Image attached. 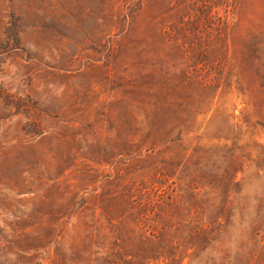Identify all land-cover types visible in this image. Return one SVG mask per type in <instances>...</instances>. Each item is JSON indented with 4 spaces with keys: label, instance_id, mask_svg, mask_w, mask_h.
Returning a JSON list of instances; mask_svg holds the SVG:
<instances>
[{
    "label": "rangeland",
    "instance_id": "obj_1",
    "mask_svg": "<svg viewBox=\"0 0 264 264\" xmlns=\"http://www.w3.org/2000/svg\"><path fill=\"white\" fill-rule=\"evenodd\" d=\"M0 264H264V0H0Z\"/></svg>",
    "mask_w": 264,
    "mask_h": 264
}]
</instances>
